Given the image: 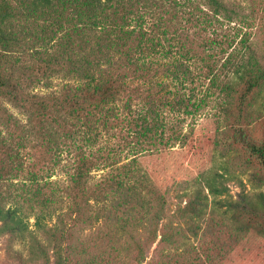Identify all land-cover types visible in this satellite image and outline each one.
<instances>
[{
  "label": "trees",
  "instance_id": "16d2710c",
  "mask_svg": "<svg viewBox=\"0 0 264 264\" xmlns=\"http://www.w3.org/2000/svg\"><path fill=\"white\" fill-rule=\"evenodd\" d=\"M219 17L235 20L238 31L222 34L216 26L209 35ZM183 20L200 27L190 33ZM252 27L223 0H0V233L23 240L40 264H264V191L243 188L234 197L224 183L231 173L206 167L219 161L224 171L249 172L250 182L264 185V55L250 39ZM173 48L180 58L156 59ZM197 60L195 76L190 62ZM55 74L77 83L32 92ZM196 77L217 93L221 119L184 131L179 116H194L204 101L182 91ZM132 101L145 114L114 115L118 102L131 110ZM101 123L126 124L159 155L162 175L115 165L93 149ZM158 142L177 144L180 159L198 171L182 182L178 198L186 199L167 221L178 184L176 170L164 169ZM62 151L72 162L63 192L31 187L24 210L10 182L25 167L35 178ZM106 167L93 179L92 171ZM65 197L68 211L47 225Z\"/></svg>",
  "mask_w": 264,
  "mask_h": 264
},
{
  "label": "rangeland",
  "instance_id": "374dc122",
  "mask_svg": "<svg viewBox=\"0 0 264 264\" xmlns=\"http://www.w3.org/2000/svg\"><path fill=\"white\" fill-rule=\"evenodd\" d=\"M228 7H231L233 10L237 11L238 14H243L247 18L250 19L252 22L253 27L250 28L251 34L250 39L253 42L254 47L260 52L262 51L264 55V0H223ZM187 9L191 10L192 7L190 4L187 5ZM202 9L208 12L204 6ZM220 24L213 23V26L208 29V34H212V27L215 28L216 26L219 29V33H226V34H234L238 31L237 22L228 21L219 17ZM214 22V19H213ZM182 25L188 26L190 33L195 31L197 27L195 23L189 21H182ZM198 26L197 28H199ZM243 31V30H242ZM242 32H240L239 36L236 38V42H234L233 46H237V43L240 39ZM234 36V35H233ZM165 49L168 51L170 48L166 42L163 40L162 42ZM170 44H174V42H170ZM173 51H169V54L165 56L157 55L156 59L159 58L160 61H170L175 59L176 56L179 57V53L175 48L172 49ZM219 50V49H218ZM231 50V49H230ZM175 52V53H174ZM180 58V57H179ZM191 68L193 73L197 76V72L200 71V61L197 60L196 62H190ZM198 68V69H197ZM77 81L75 78L65 76L64 74H55L45 83H40L35 85L31 90L34 93H52L60 91L65 85L68 84H76ZM207 80L203 77H196L195 78V85L190 84L187 82L185 89L182 91H186L190 99H203L202 107L198 110L194 116H187L186 118L183 116H179V121H183L182 128L186 131L189 128L194 127V131H198L203 123H214L221 119V111L217 106L218 95L216 92H211L206 88ZM195 86L196 89H190V87ZM10 109L20 118L24 119L22 114L13 107ZM138 114H145V109L142 103H138L136 101H132V109H126L122 103L118 102L117 106L114 107V115H117L120 118H132ZM168 119V113H162ZM163 118L165 119V116ZM158 122H161V117H155ZM165 119V120H166ZM170 119V118H169ZM181 119V120H180ZM172 125L174 127L177 126L176 118L172 119ZM216 121V122H215ZM206 123V124H207ZM221 124V123H220ZM218 124V125H220ZM160 134V130L158 131ZM93 135L95 137V146L93 149H101L102 151L108 153L112 160L115 161V165H121L124 163H132L136 164L141 168V170L152 171L157 177L162 175V167L156 165V163H160L159 155H152V151H150L149 147L146 144H140L137 142L136 138L132 136L131 130L125 124L123 128L115 127L111 128L110 126L104 124H98L96 128L93 130ZM165 141V138H164ZM158 146L160 149L163 148V165L164 169L168 174H171L173 171L176 170V183L178 185L174 186L170 192L169 203L167 205V218L166 221L169 220L172 216L173 211L177 207L178 201L182 198L184 204V200L186 196L178 198L180 192L183 191V181H191L190 179L196 178L198 175V171L193 163L185 160L182 161L180 159V154L178 152L179 146L177 144L165 147L163 143L158 142ZM155 154V153H154ZM218 158V157H217ZM218 160H220L218 158ZM162 161V160H161ZM71 157L66 152H61V154L56 156L55 161L50 167H47L42 172L38 173L37 176L34 178L29 173V167H25L24 172L17 174L12 182H10V187L15 189V193L22 196L19 197L18 202L23 206L24 210H26L27 206L25 203L24 197L28 192V189L31 187H35L36 185L49 188L52 187L57 190L58 193H62L64 186L66 184L67 173L71 168ZM219 161L216 164H207L206 167L209 169L210 167L214 170H217L220 173L225 175L231 173V175L226 176V181L224 182L225 185L229 189V193L232 196H236L237 192L241 189L246 190H262L264 191V185L261 184L259 186L253 184L249 181V172L241 171L237 168L228 169L229 172L224 171L219 166ZM215 166V167H213ZM109 170V167L100 168L99 170L92 171L93 179H98L104 173ZM181 185V186H180ZM11 203L8 202L6 205L9 206ZM68 211V204L67 198L61 202V206L53 213V216L49 221H46L47 225L52 224L56 220L57 214H64ZM27 222L29 230H35L34 226V218L33 216H29L24 219ZM87 233L86 230H82V236ZM37 236L40 240L45 241L44 235L39 231ZM155 247L153 245L152 249ZM36 253L37 250L35 249ZM48 255H51L50 249H48ZM0 264H40V260H32L29 256V249L28 246L25 244L23 240H20L16 235H11L7 233H0Z\"/></svg>",
  "mask_w": 264,
  "mask_h": 264
}]
</instances>
